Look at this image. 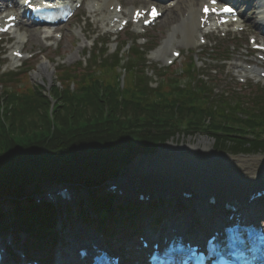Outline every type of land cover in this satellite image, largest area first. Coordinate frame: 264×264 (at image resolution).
<instances>
[{
	"label": "trees",
	"instance_id": "1",
	"mask_svg": "<svg viewBox=\"0 0 264 264\" xmlns=\"http://www.w3.org/2000/svg\"><path fill=\"white\" fill-rule=\"evenodd\" d=\"M91 82L94 84L80 83V92L74 95L63 92L59 96L60 100L63 99L59 108L64 112L60 114L57 111L54 119L47 110L49 103H44L46 109L40 114L39 122L33 119L25 121L24 118L36 110L31 100H25L26 96H5L7 104L19 102L20 105L6 112L9 125L0 117V198L7 195L22 197L28 185L43 181H73L91 186L102 184L110 174H115V166L120 161L121 165L127 162V159L118 158L121 149L155 150L182 135L187 128L198 130L201 127L200 131L216 139L219 149L235 153L264 151V113L260 115L263 119L252 120V116L258 115L249 113L247 119L241 120L233 116L235 112L208 110L206 106H199L206 101H197V94L188 89L186 94L162 95L160 103L142 105L131 104V100L126 98L121 103L109 96L106 101L110 104L111 114L106 116V103L93 92L101 80L92 79ZM40 88L42 90L43 87ZM33 91L36 92L35 89ZM56 91L60 89L55 87ZM37 95L43 97L40 89ZM206 116L213 119L211 125L203 121ZM222 121L247 125L229 128L227 122L223 125ZM132 127L138 129L133 132ZM251 133L256 143L247 140L251 139ZM112 200L110 195L92 197L89 208L100 213H112ZM59 212L62 213L61 205L49 203L17 207L15 214L10 216V224L17 229L40 227L41 237L52 239L46 229L54 225ZM5 219L6 215L0 213V228ZM131 225H135L134 222ZM102 227L112 229L110 223Z\"/></svg>",
	"mask_w": 264,
	"mask_h": 264
},
{
	"label": "rangeland",
	"instance_id": "2",
	"mask_svg": "<svg viewBox=\"0 0 264 264\" xmlns=\"http://www.w3.org/2000/svg\"><path fill=\"white\" fill-rule=\"evenodd\" d=\"M240 1L244 3L241 9L246 13V19L250 20V23L247 24L248 29L246 32L241 33L238 37L223 38L222 36H215L210 39V42L207 46L203 47L196 46V44H198L197 37H195L196 44L194 43L189 46H183L177 43L175 44V46L182 49L183 55L180 60L177 61L173 66H168L165 59L170 58V53L165 59L157 57L154 54H156V52L158 54V45L166 40L169 30H171L173 26L177 25L178 21L181 20V16L176 9H170L169 12H167L164 16L165 18H163V20H161V22L158 23L156 27L149 30L148 33L144 34V36L148 38V42L145 45H140L138 37L142 35L135 33L134 28H127L124 32H122L119 38L117 36H114L113 34H107V31L110 30L106 25L108 29L107 30L99 20L102 14L100 13L98 16L94 15L90 10L91 8L88 6V0H85L82 8L78 11L77 16L63 27L64 38L55 46H48L49 43H47V41H43L42 39H40L41 35L43 34L42 30H38L36 28L30 29L32 35L29 43L25 46V51L27 53H33L35 55L34 58H27V60L15 62L11 55V50L13 47L10 48V46L12 44H15L16 41H12L10 43L1 42L0 74L4 72L21 70L20 74L30 75L28 76V78L26 76L20 77L24 85L18 84L13 86L12 88H9L10 90H12L22 87L21 89L23 90L33 85L36 90L35 95L33 91L30 90L29 97L33 102L37 112L35 110L31 116H26L24 118L25 121L33 119V121L39 122L40 114L43 113L46 109L45 104L50 103V101L51 107L49 110L52 112L57 107L58 103L60 101H63V99H58L59 96L63 94V92H66V90L62 89V87L67 88V91L70 92H73L74 88L76 90H80L75 87V83H72V85L70 86V81L63 80V73H58L60 69L70 68L69 70L71 75L81 77V79L77 78L75 80L78 83L80 80H84L83 76L81 75L84 73L85 68H89V70H91V68H98L100 66L99 64L96 65L94 58L102 63L105 58L111 57L112 55L114 56L116 53H118V55L122 58V68H125V66L130 63V61L131 64H134V66H138L141 63V56H139L138 54H134L131 57L132 60L129 59V55H132L131 50L137 48V45H140V50L143 52V67H145L146 65L147 70H149L150 76L154 78V80L151 81L153 86H156L158 82L160 86H166L167 82L166 78L164 77V73L166 72L165 68L168 67H171L173 70L167 71V77L170 78L171 75L176 74L172 77L179 76L180 80H182L180 84L184 85L186 80H183L181 78L186 77L184 74V64L185 62L189 61V59L194 58L195 69H197L203 75L202 78L205 80V82H215V84L219 86L215 89L216 93L227 91L228 96H230L231 92L228 89H233L239 92L242 96L252 98L256 89L261 90L264 87V83H257L256 78L251 75L250 72H245L244 70L235 67L238 64L244 67V64L246 62H251V58L242 53V50L244 48H249V37L252 35L257 36L258 38L263 36H261V32L256 28V7L250 5V2L252 0ZM133 3L135 2L125 1L126 5ZM255 5H258L257 1ZM163 6L167 5L164 4ZM35 35L38 36V39L35 38ZM178 38L182 40V35H178ZM244 45H246L247 47H245ZM234 47H237V50H235ZM224 56H226L229 61L225 63L221 62V59ZM44 58L50 61V72H43L41 73V76H36V72L40 69V65L42 64ZM185 59L186 61L181 64L180 61ZM252 60L254 62L257 61L256 54H252ZM21 63H23V66H20ZM27 63H33V68L29 69L28 71H24L26 70L25 67ZM143 67H137V70H140ZM118 71L119 65L109 66L107 71V80H103L102 78L96 77L95 75L92 76L93 78L100 79L103 83L101 85L100 82V84L97 85L96 91H100L101 96H103L104 98H107L108 96H110V94L112 95L113 99L117 98L119 101H122L120 97L130 98L131 94L133 93L130 87L133 86V83L136 80H142L144 82L148 81V79L144 76L148 74L143 70L140 71L142 75H139L138 71L133 69H130L129 71L125 70L124 72L123 69H121L120 72H123V74H120ZM56 77L61 78L62 83H59V79ZM241 77H244L246 79V83H241L239 81ZM58 83L60 85H58ZM11 84L13 85V82ZM55 84L59 86L60 91L55 92V88H53ZM38 85H42L44 87L42 88V90H40V92L43 93L44 97L37 95V92L40 89V86ZM3 90H6V87ZM22 90L18 91L20 95H24L22 93ZM197 90L204 91L201 88H198ZM50 94L51 96H49ZM142 94L143 92L140 90L136 92L134 98L131 101V104H144L145 99L144 95ZM119 106L122 107L123 105ZM57 111H59L60 114L64 112V110L61 111L60 108L59 110H56V112ZM86 113H88V110H86ZM5 121L6 125L10 124L9 119L6 118ZM179 138V140L184 139V142L178 143V139H174L171 142L176 141L174 142V145L178 144L180 148L184 145L197 144L202 147L206 146V148L209 149L214 144L211 138L207 136L194 137L196 138V140H191L190 138H188V136H185L184 138L182 136H179ZM204 139H206V144L203 143ZM214 154L217 153L214 152ZM204 158L220 160V162L226 160L231 161L240 158H246L254 161L255 158H264V154L233 155L220 153L215 156L199 157V159ZM163 161L165 160L156 158H136L134 160H131V166H128L126 168L124 177L131 179V177L128 176L138 175L142 173L138 171L139 167L146 169L148 168V166L154 164L155 162L160 163ZM144 172H147L148 176L151 175L150 170L146 169L144 170ZM159 174L161 175H156L154 179L159 180L165 177L164 175H162V173ZM258 181L261 183L264 182V176L260 177ZM52 187H54L53 183L47 182L40 184L37 187H30L28 192L35 191L36 189H40L41 191L48 190Z\"/></svg>",
	"mask_w": 264,
	"mask_h": 264
},
{
	"label": "bare ground",
	"instance_id": "3",
	"mask_svg": "<svg viewBox=\"0 0 264 264\" xmlns=\"http://www.w3.org/2000/svg\"><path fill=\"white\" fill-rule=\"evenodd\" d=\"M74 1L76 0H62V3H74ZM206 1L207 0H176L175 7L177 8L176 10L181 16V19L183 20L185 14H188L187 16H190L191 19H188L189 22H187V20L186 22L185 20H179L177 28L176 26H173V34L171 36L172 42L168 43L171 47L175 43L176 34L178 32L182 33L181 44H185V46L194 44L195 36L201 31L199 9H201L202 5L206 3ZM116 2L117 0H115V3ZM89 3L93 10L99 9L101 11V20L104 22L107 20L112 21L113 18H115L117 15H120L110 10L109 7L114 3L112 0H89ZM255 4L256 1L252 2V5L255 6L258 10V16H263L262 21L264 22V0L258 1V7ZM132 10L133 8L126 7L123 9L121 14H128V12H130L131 14ZM258 25L259 26H257V30H260L264 33V28L262 27V25ZM23 37H26V35L20 34V40ZM18 45L23 47V44L20 42H18ZM168 53L169 46L163 53L159 51L157 54L156 52V55L160 58H165ZM239 66L240 65H238L237 67ZM50 67L51 65L46 59H44L42 64L40 65V69L36 72V76H41V73L43 72L49 73ZM203 143L206 144L205 141ZM180 149H188V152H191L194 149L191 153H196L197 150L206 148L197 145L196 147L187 146ZM180 149L172 145L171 148H169V150L173 152ZM164 160L165 161L160 163L155 162L154 164H151L150 166H148V168H146L147 170L151 171V175L149 176L147 175V172H144V170H146L145 168L139 167L138 171L142 173L133 175V177H129L132 178L131 180L133 182H137L139 185H144L148 188H152L153 183L158 181L154 179V177L156 175H161L159 173H162V175L166 176V179H168L169 184L167 187H169L170 184L175 185L170 187L172 190H174L175 188H186L187 190H195L197 192L202 191L204 193H208L209 186L211 185L218 192H226L232 195H240L242 197H246L249 194L248 187H256V183L258 182L259 178L264 176V158H255L254 161L246 158H240L231 161L226 160L223 162H220V160L205 158H186L179 160V163H177V160H175L176 162H174V160L171 161L172 159ZM205 203L204 205L201 203L195 204L199 207L200 214H203L204 216L208 211L211 210V208L208 206L210 204V201L208 200ZM186 205L192 206V203L178 204L176 202L175 204L176 209H181ZM184 218H188V213H184ZM71 232H73V235L76 234L77 236L80 234L79 231ZM78 238L80 240H83L79 236ZM69 247L71 250L75 248L72 247V245ZM79 249H82V246H80Z\"/></svg>",
	"mask_w": 264,
	"mask_h": 264
},
{
	"label": "water",
	"instance_id": "4",
	"mask_svg": "<svg viewBox=\"0 0 264 264\" xmlns=\"http://www.w3.org/2000/svg\"><path fill=\"white\" fill-rule=\"evenodd\" d=\"M166 181H167V180L162 181V182L158 185V187H156V188L159 189L161 186L167 187L169 183H168V182L166 183ZM169 187H170V186H169Z\"/></svg>",
	"mask_w": 264,
	"mask_h": 264
},
{
	"label": "snow or ice",
	"instance_id": "5",
	"mask_svg": "<svg viewBox=\"0 0 264 264\" xmlns=\"http://www.w3.org/2000/svg\"><path fill=\"white\" fill-rule=\"evenodd\" d=\"M206 11L208 10L207 8L205 9ZM224 11H231L232 9L231 8H224L223 9ZM155 12V10H153Z\"/></svg>",
	"mask_w": 264,
	"mask_h": 264
}]
</instances>
